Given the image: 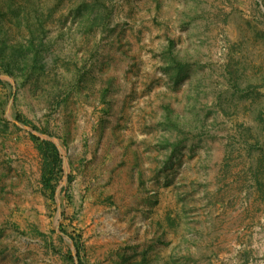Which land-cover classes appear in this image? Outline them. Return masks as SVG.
<instances>
[{
    "label": "rangeland",
    "instance_id": "obj_1",
    "mask_svg": "<svg viewBox=\"0 0 264 264\" xmlns=\"http://www.w3.org/2000/svg\"><path fill=\"white\" fill-rule=\"evenodd\" d=\"M0 264H264V0H0Z\"/></svg>",
    "mask_w": 264,
    "mask_h": 264
},
{
    "label": "trees",
    "instance_id": "obj_2",
    "mask_svg": "<svg viewBox=\"0 0 264 264\" xmlns=\"http://www.w3.org/2000/svg\"><path fill=\"white\" fill-rule=\"evenodd\" d=\"M37 143V149L42 157L41 183L46 190L51 193L54 191L53 180L60 171V156L56 146L47 140H39L32 136Z\"/></svg>",
    "mask_w": 264,
    "mask_h": 264
},
{
    "label": "crops",
    "instance_id": "obj_3",
    "mask_svg": "<svg viewBox=\"0 0 264 264\" xmlns=\"http://www.w3.org/2000/svg\"><path fill=\"white\" fill-rule=\"evenodd\" d=\"M94 178H95V180H94L95 183H94V184L97 185V184H98V181H99V179H100V177H98V176H94ZM96 190H97V191H94L95 195L93 194V196H96V197H97L98 191L101 192V190H100V189H99V190L96 189ZM91 195H92V194H91Z\"/></svg>",
    "mask_w": 264,
    "mask_h": 264
}]
</instances>
